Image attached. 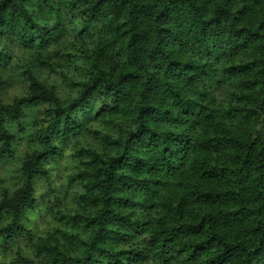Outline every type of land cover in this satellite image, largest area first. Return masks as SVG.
I'll use <instances>...</instances> for the list:
<instances>
[{
	"label": "trees",
	"instance_id": "obj_1",
	"mask_svg": "<svg viewBox=\"0 0 264 264\" xmlns=\"http://www.w3.org/2000/svg\"><path fill=\"white\" fill-rule=\"evenodd\" d=\"M3 38L67 91L28 66V91L0 99V159L8 122L44 105L0 199L4 249L30 234L56 140L87 135L75 206L34 243L45 264H264V0H0Z\"/></svg>",
	"mask_w": 264,
	"mask_h": 264
},
{
	"label": "rangeland",
	"instance_id": "obj_2",
	"mask_svg": "<svg viewBox=\"0 0 264 264\" xmlns=\"http://www.w3.org/2000/svg\"><path fill=\"white\" fill-rule=\"evenodd\" d=\"M71 29L72 26L70 27L72 36ZM0 45L10 53L9 60L0 63V99L3 102L10 103L15 97L28 91V66L42 80L57 85L59 93L66 96L67 91L56 76L32 64V51L21 49L8 38L1 39ZM43 109L44 105H28L20 121L8 122L13 132L14 153L10 157L0 159V199L5 195H12L21 185V167L24 158L27 153L39 147V142L35 138L36 122L41 119ZM92 140L87 135H82L79 141L56 140L61 153L46 162V175L36 177L34 181L36 202L33 207L26 210L22 219L23 226L30 234L26 232L17 234L6 249L2 247L3 242L0 239V264H29L27 260L34 264H45L37 255L34 243L39 237L60 225L54 210L75 206L74 193L78 186L69 182V175L78 163L76 151L79 144H96Z\"/></svg>",
	"mask_w": 264,
	"mask_h": 264
}]
</instances>
